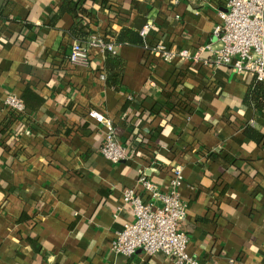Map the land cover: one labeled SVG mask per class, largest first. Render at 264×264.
Wrapping results in <instances>:
<instances>
[{
	"label": "crops",
	"instance_id": "0c3cea01",
	"mask_svg": "<svg viewBox=\"0 0 264 264\" xmlns=\"http://www.w3.org/2000/svg\"><path fill=\"white\" fill-rule=\"evenodd\" d=\"M66 1L0 0V144L11 146L0 145V264H174L111 247L135 220L123 192L151 200L143 176L168 192L176 165L190 254L203 264H264V140L245 135L249 127L264 136V110L249 96L254 78L116 42L123 28L150 24V45L195 55L215 43L229 0H87L86 13L70 0L61 13ZM93 36L118 45L110 55L122 69L106 70L97 47L88 67L69 62L73 41ZM10 94L25 115L4 107ZM91 110L114 121L128 160L102 157L104 129ZM141 143L148 149L134 150Z\"/></svg>",
	"mask_w": 264,
	"mask_h": 264
},
{
	"label": "built area",
	"instance_id": "2783aa9c",
	"mask_svg": "<svg viewBox=\"0 0 264 264\" xmlns=\"http://www.w3.org/2000/svg\"><path fill=\"white\" fill-rule=\"evenodd\" d=\"M220 18V23L213 30L215 43H208L195 55L188 50L175 52L163 44L147 43L150 24H146L139 34L144 40V49L162 60L171 62L180 58L202 63L211 69L226 67L238 75H250L257 82L264 83V0H229ZM91 47L111 55L118 53V45L93 36L87 43L73 41L69 62L88 67ZM205 52L211 56L204 57ZM3 105L17 115L26 114L24 101L15 94L8 95ZM88 115L104 129L100 149L102 157L112 164L128 160L131 154L118 138L114 121L97 110H91ZM182 172L181 165L174 166L166 193H162L147 177H141L139 186L151 198L147 202L135 188L123 192V200L132 208L135 220L117 232L111 247L113 253L132 257L142 251L149 257L163 254L173 259L174 264H203L190 254L189 238L180 229L187 217V206L180 194Z\"/></svg>",
	"mask_w": 264,
	"mask_h": 264
},
{
	"label": "trees",
	"instance_id": "16d2710c",
	"mask_svg": "<svg viewBox=\"0 0 264 264\" xmlns=\"http://www.w3.org/2000/svg\"><path fill=\"white\" fill-rule=\"evenodd\" d=\"M86 1L87 0H81V2L78 3L79 4V6L77 8L78 11H80L82 13H86L85 12L86 10L82 6L83 3L86 2ZM70 4H71L70 0L66 1L60 7L61 13H63V12H71L72 10H71V7H70L71 5ZM76 30H77V26H74L72 28V33H75ZM80 35H83V34L80 33ZM146 41H147V43H149L147 38H146ZM116 42L118 43V45H140V46H144V40L140 36V34L136 33L135 31H132L130 29H127V28H123L120 31V33L117 36ZM106 64H107V69L106 70H108L111 73H113V71L111 70L112 68L115 67L116 69L117 68L122 69L123 66H124L123 62L121 60H119V58L111 57L110 53H106ZM113 77H114L113 74L109 75L108 79H111V84L113 86L119 87L120 86V82L112 80ZM249 96H250V99L255 103V106L257 108H261V109L264 110V83L257 82L256 79H254L252 84H251V87H250ZM176 104L177 105H182L181 103H177V102H176ZM181 108L187 109L186 106L181 107ZM11 112H13V111H11ZM17 117H19V115ZM32 120L33 119L30 120L29 118H27V121L26 120L22 121L24 124L29 126L28 129L31 132H32ZM245 135L250 137V138H252L253 140H256L257 142H263V140H264V136L261 133L255 131V130L249 128V127L246 129ZM141 144H142V145H140L141 147H138V148H136L134 150H138L139 152H142V150L147 147V144L146 143H141ZM0 145L2 146V148L4 150H6V152H9L11 150V146L9 145V143L7 144L5 141H3ZM129 147L130 146L128 145V151L131 150ZM141 148H143V149H141ZM146 149H148V148H146Z\"/></svg>",
	"mask_w": 264,
	"mask_h": 264
}]
</instances>
